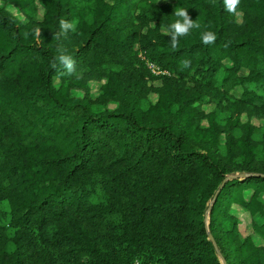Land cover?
<instances>
[{
	"label": "trees",
	"instance_id": "trees-1",
	"mask_svg": "<svg viewBox=\"0 0 264 264\" xmlns=\"http://www.w3.org/2000/svg\"><path fill=\"white\" fill-rule=\"evenodd\" d=\"M262 121L264 0H0V264H264Z\"/></svg>",
	"mask_w": 264,
	"mask_h": 264
},
{
	"label": "clouds",
	"instance_id": "clouds-1",
	"mask_svg": "<svg viewBox=\"0 0 264 264\" xmlns=\"http://www.w3.org/2000/svg\"><path fill=\"white\" fill-rule=\"evenodd\" d=\"M240 3V0H224V5L226 11L229 13L235 14L237 11V7ZM174 15L177 17L174 23L168 26L165 31V35L170 36V43L173 49L178 48L179 46V38L182 36H186L189 34L192 29H199L200 24L196 23L195 20L191 19L187 9L180 7L175 9ZM77 22H67L64 20L60 21V29L62 34H67L69 31L76 30ZM202 43L205 45L213 44L216 40V34L211 31H205L201 34ZM57 60L64 68L67 69L68 74H72L74 71V61L71 56L61 54L57 57ZM190 65V61L185 60L182 61L183 67H188ZM56 66V62H53V67Z\"/></svg>",
	"mask_w": 264,
	"mask_h": 264
},
{
	"label": "built area",
	"instance_id": "built-area-1",
	"mask_svg": "<svg viewBox=\"0 0 264 264\" xmlns=\"http://www.w3.org/2000/svg\"><path fill=\"white\" fill-rule=\"evenodd\" d=\"M140 57L145 59L144 55L142 53H139ZM146 65L148 69L155 75H162V74H168L166 70L161 69L158 65L155 63L149 61L148 59H145Z\"/></svg>",
	"mask_w": 264,
	"mask_h": 264
},
{
	"label": "rangeland",
	"instance_id": "rangeland-1",
	"mask_svg": "<svg viewBox=\"0 0 264 264\" xmlns=\"http://www.w3.org/2000/svg\"><path fill=\"white\" fill-rule=\"evenodd\" d=\"M153 83H154V84H158L159 81L156 80V81H154ZM95 87H96V85H95ZM78 94H79V93H78ZM237 94H239V90L237 91ZM261 123L263 124L261 127L264 128V121H262ZM262 131H263V130H262ZM256 136L259 137V134H257ZM253 238H254V241H255L256 243H262L261 240H260V238H259L258 236H256L255 234H253Z\"/></svg>",
	"mask_w": 264,
	"mask_h": 264
},
{
	"label": "water",
	"instance_id": "water-1",
	"mask_svg": "<svg viewBox=\"0 0 264 264\" xmlns=\"http://www.w3.org/2000/svg\"><path fill=\"white\" fill-rule=\"evenodd\" d=\"M220 190V189H219ZM219 190H217V192L214 194V197H213V199H212V201L210 202V206H209V208L211 207V205H212V203H213V201H214V199L216 198V196H217V193H218V191ZM208 235H209V238L211 239V240H213V237H212V235L210 234V233H208ZM214 245H215V247L217 248V246H216V243H214ZM222 262H223V264H225V261H224V259L222 258Z\"/></svg>",
	"mask_w": 264,
	"mask_h": 264
}]
</instances>
